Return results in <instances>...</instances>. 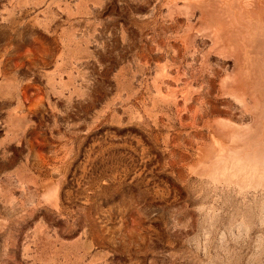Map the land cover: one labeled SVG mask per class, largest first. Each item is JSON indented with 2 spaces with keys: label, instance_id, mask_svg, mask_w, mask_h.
I'll use <instances>...</instances> for the list:
<instances>
[{
  "label": "rangeland",
  "instance_id": "obj_1",
  "mask_svg": "<svg viewBox=\"0 0 264 264\" xmlns=\"http://www.w3.org/2000/svg\"><path fill=\"white\" fill-rule=\"evenodd\" d=\"M0 264H264V0H0Z\"/></svg>",
  "mask_w": 264,
  "mask_h": 264
}]
</instances>
